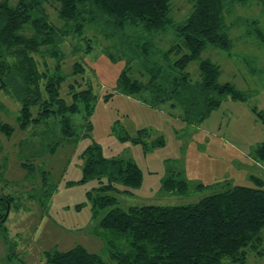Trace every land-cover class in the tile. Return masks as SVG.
Returning <instances> with one entry per match:
<instances>
[{
	"label": "rangeland",
	"instance_id": "1",
	"mask_svg": "<svg viewBox=\"0 0 264 264\" xmlns=\"http://www.w3.org/2000/svg\"><path fill=\"white\" fill-rule=\"evenodd\" d=\"M56 6L47 5V10L50 20L61 27ZM191 10L188 0L172 1L175 22H182ZM253 21L264 30V4L257 0L233 4L225 17L232 51L209 45L200 59L189 65L191 92L185 91L183 98L191 93L197 97L199 62L205 59L221 67L220 84L231 83L250 96L247 101L227 97L203 118L200 102L194 104L196 111L186 114L183 105L172 108L171 103H158L151 92L140 96L120 92L119 78L133 65L129 60L137 62L133 67L138 77L147 75L142 77L144 81L149 74L143 63L147 62L149 69L152 61L168 67L164 51L180 43L173 28L154 35L158 49L151 50L149 59L120 44L118 34L107 40L101 28L90 25L85 37L93 46L91 52H85L84 40L67 34L59 47L41 48L34 54L39 71L50 76L55 75L57 64L64 63L62 76L67 80L61 96L68 102L72 83L77 90L90 89L96 99L90 115L84 110L72 118L76 132L67 138L61 131V119L55 117L22 129L18 121L21 101L13 90L0 89V215L6 213L0 225V264H48L49 253L78 245L99 254L108 264H117L97 232L100 220L110 210L95 209L102 183L97 177L83 180L84 154L92 146H99L108 160L132 161L142 170L139 189L131 194L115 193L117 206L124 210L189 205L236 185L264 189V163L255 159L264 141V123L255 112L264 110V44L247 35ZM137 34L134 28L125 31L133 47L140 49L142 43L133 38ZM177 58L172 54L169 63ZM75 63L81 70L77 74H73ZM5 126L12 130L6 131ZM139 134L141 141L136 140ZM171 173L188 181L187 192L169 193L163 188ZM102 181L109 183L105 178ZM200 184L203 188L198 189ZM247 252L246 264H264V256L251 249Z\"/></svg>",
	"mask_w": 264,
	"mask_h": 264
},
{
	"label": "trees",
	"instance_id": "2",
	"mask_svg": "<svg viewBox=\"0 0 264 264\" xmlns=\"http://www.w3.org/2000/svg\"><path fill=\"white\" fill-rule=\"evenodd\" d=\"M173 0H0V89L13 90L21 101L19 125L28 129L32 124L46 123L50 118L61 119L64 137H72L76 127L72 118L81 111L90 115L95 97L90 89L77 90L68 86L71 101L61 96L67 76H62L63 62L55 68V75L41 73L34 54L41 48L59 47L63 36L74 35L87 43L86 53L93 50L85 37L87 25L100 29L107 40L120 36L119 43L127 45L146 59L158 49L154 35L173 28L180 43L164 51L168 67L151 62V69L143 63L149 77L146 81L134 71L137 62L129 60L121 74L118 86L127 96L144 93L156 94V101L186 107L185 113L196 111L194 104L204 106L202 118L221 102L247 101L249 94L236 89L231 83L220 84L221 67L211 60L199 62L200 82L195 88L197 97L189 89L191 77L187 72L193 61L200 59L207 46L212 45L231 52L233 42L226 29L225 17L233 4H246L249 0H188L192 5L189 15L180 23L172 16ZM264 4V0H257ZM57 5L63 26L55 25L47 5ZM87 15L90 17L87 18ZM247 35L264 44V30L258 21L250 23ZM129 28L137 29L133 37L142 43L133 47L125 35ZM31 31V35L28 33ZM139 50V51H138ZM157 52V51H156ZM172 54L178 58L169 63ZM56 55V54H54ZM136 55V54H135ZM137 57V56H135ZM56 59V56L53 57ZM148 64V63H147ZM73 74L79 73L75 63ZM133 70V71H132ZM141 74V73H140ZM137 75V76H136ZM21 81V82H20ZM45 82V85H44ZM43 88V89H42ZM44 90V91H42ZM45 92L47 96L44 95ZM200 102V103H199ZM38 108L37 113L33 112ZM264 123V110L255 111ZM90 126V125H89ZM6 131L12 129L5 126ZM141 141V135L136 138ZM256 161L264 163V141L256 151ZM83 180L98 178L102 183L95 199V209L110 210L100 220L98 236L106 243L110 259L117 264H246L248 249L264 256V189L231 186L204 197L197 203L184 206L148 205L124 210L118 207L115 193L131 194L143 182V172L132 161L108 160L99 146H92L84 154ZM105 178L109 183L103 182ZM263 186L260 179H255ZM123 187V191L119 190ZM169 193H185L189 183L171 173L163 183ZM198 189L203 188L200 184ZM5 201L10 203L8 197ZM7 207V204H6ZM6 213L0 215V225ZM48 264H108L99 254L78 245L68 251H53L47 256Z\"/></svg>",
	"mask_w": 264,
	"mask_h": 264
}]
</instances>
